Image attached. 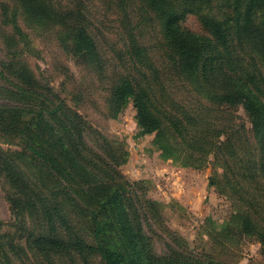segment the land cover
Returning a JSON list of instances; mask_svg holds the SVG:
<instances>
[{
    "label": "trees",
    "instance_id": "1",
    "mask_svg": "<svg viewBox=\"0 0 264 264\" xmlns=\"http://www.w3.org/2000/svg\"><path fill=\"white\" fill-rule=\"evenodd\" d=\"M200 1L163 0L167 9L163 31L174 39L172 45L177 46L172 49L173 62H162L159 68L151 65L150 74L142 73L143 81L131 78L129 82L111 83L109 87L113 92L107 114L116 115L132 99L139 134L154 135V144L162 157L175 164L195 165L196 162H188L189 159L200 161L213 153L215 164L222 172L219 174L221 179L210 180L209 184L236 201L233 215L241 219L242 231L255 233L264 247V0H240L242 5L238 13L233 0H205L207 9L215 17L213 35L194 32L180 23L182 13L196 10ZM226 2L232 4L228 14L220 12ZM10 3L16 11H24L35 20L57 27L58 32L71 40L72 45L68 47L75 55L92 62L99 74L104 73L98 41L80 10L63 11L50 0H9ZM5 11L2 13L4 17L10 15L6 23H14V12L7 16ZM222 16V20L216 21ZM12 25L16 27V24ZM15 29L20 42L22 32L18 27ZM129 39V44L136 43V37L130 35ZM128 50L132 54L129 47ZM16 57L13 54L11 62ZM197 57L199 62H192ZM18 63L2 66L0 74L10 75L11 67L17 68ZM19 75L23 82L6 87L0 85V97L22 105L24 111L21 113L30 115L32 121L17 132L25 141L22 151L12 152L0 146V174H6L15 190L9 198L17 207L16 216L22 219L27 212L39 221V231L32 232L29 243L36 251L35 255L42 257V264H90L95 253L97 264H119L120 252L112 251L104 244L106 224L100 215L120 201L124 220L114 223L116 230L126 226L132 235L133 252L140 254L143 264H155L154 258L145 255L148 238L140 232L137 211L122 201L125 194L132 195L133 188L122 180L124 175L121 172L100 161L89 144L93 139L89 130H96L102 149H110L109 138L93 128L78 111L71 109L65 98L55 92L51 94L53 98L46 95V84L42 86L40 79L30 78L27 72L24 77L23 71ZM193 84L200 93L193 90ZM175 90H186L191 96L184 103L173 100ZM204 94L209 97L207 100L202 97ZM155 100L163 103L157 104ZM4 108L6 113L18 112L15 107ZM240 108L248 116L249 124L233 113ZM5 115H1L0 129L8 133L12 126L3 118ZM40 123L49 126L57 142L53 148L59 147L62 150L60 155H55L52 150L47 152L27 138L25 130ZM14 154L19 158L14 159ZM22 157L42 169L43 177L38 183L31 176L24 177L22 168L16 165V160ZM104 170L109 174L103 175ZM29 185L35 187L28 190ZM88 187L92 192H100L101 198L97 208L85 205L89 225L82 233L79 225L60 205L58 196L65 189L73 194L76 189L88 193ZM23 193L28 195L27 202L22 198ZM37 201L41 205L36 204ZM2 225L0 221L1 246ZM16 225H20V229L26 228L22 220ZM163 264L222 263L213 259L203 262L185 254L182 260L175 256L165 258Z\"/></svg>",
    "mask_w": 264,
    "mask_h": 264
},
{
    "label": "rangeland",
    "instance_id": "2",
    "mask_svg": "<svg viewBox=\"0 0 264 264\" xmlns=\"http://www.w3.org/2000/svg\"><path fill=\"white\" fill-rule=\"evenodd\" d=\"M50 1L63 11L73 9L82 12L90 32L98 41L104 73L99 74L92 62L75 55L68 47L72 45L71 40L58 32L57 27L43 20H35L24 11H16V7L8 4L9 0H0V70L4 65L19 62L17 68L11 67L10 75L0 74V85L6 87L11 83H21L23 80L19 73L23 71L25 77L27 72L30 78L40 79L42 86L46 84L47 93L43 91L46 95L53 98L51 94L55 92L65 98L71 109L78 111L93 128L109 138L110 149H102L96 130H89L93 133L89 144L100 161L121 172L124 175L122 180L133 188L132 195L125 194L122 201L137 211L140 232L148 238L145 255L154 258L155 264H163V259L171 256L182 260L185 254L200 258L203 262L213 259L222 264H264V247L258 236L252 231L244 233L240 226L241 219L234 216L236 201L209 184L210 180L221 179L219 174L222 172L215 164L213 153L204 160L189 159L188 162H196L195 165L175 164L162 157L154 144V135L139 134L132 99L116 115L107 114L113 92L109 87L111 83L129 82L131 78H136L137 82L143 81L142 73L150 74L151 65L159 68L162 62H173L172 49H177V46L172 45L174 39L168 37L166 30L163 31V24L166 23L164 13L167 11L163 0ZM233 4L238 13L242 2L233 0ZM154 5L156 8H153ZM224 5L226 7L221 8L220 12L230 13L231 2ZM3 10H6L7 16L14 12V23H6L10 15L4 17ZM157 12L159 14L155 19ZM182 15L180 23L185 28L213 35L215 17L207 9L205 0L196 4V10L183 12ZM223 16L216 21L222 20ZM12 24H16L22 32L20 42L16 27L13 28ZM130 35L138 40L134 45L129 44ZM13 54L17 57L11 62ZM192 62H199L198 57ZM193 90L200 93L195 89V84ZM204 95L202 97L207 100L208 96ZM190 96L186 90L172 92V99L183 103ZM155 101L157 104L163 103L161 100ZM4 106L15 107L20 114L6 113ZM22 108V105L0 97V118L2 114H7L3 118L12 126L8 133L0 129V146L5 150L22 151L25 141L19 138L17 132L32 121L30 115L21 113L24 111ZM233 113L249 124V118L242 108ZM33 128L25 130L28 139L44 147L47 152L52 150L55 155L62 153L59 147L53 148L57 142L47 123L37 124ZM18 158L14 154V159ZM15 163L22 168L24 177L31 176L37 183L43 177L42 169L34 167L27 158L22 157ZM4 174H0V221L3 223L0 264H42V257L36 256V251L29 244L32 232L35 234L39 231V221L31 218L27 212L22 219L16 216L17 207L9 198L15 190ZM108 174L107 170L103 171V175ZM34 187L29 185L28 190ZM88 188V193L76 189V194L65 189L58 196L60 205L68 211L82 233L89 225L85 205L97 208L101 198L100 192H92V188ZM22 198L27 202L28 195L23 193ZM36 204L41 205L38 201ZM121 215L120 201L100 215L106 224L104 244L112 251L120 252L122 258L119 264H143L140 254L133 252L132 235L128 228L124 226L116 230L114 223L124 220ZM19 220L26 223V228L20 229V225H16ZM92 255L90 264H97L98 256L95 253Z\"/></svg>",
    "mask_w": 264,
    "mask_h": 264
}]
</instances>
